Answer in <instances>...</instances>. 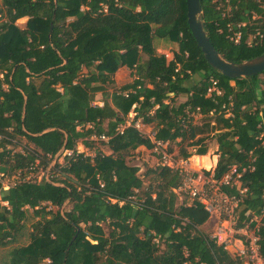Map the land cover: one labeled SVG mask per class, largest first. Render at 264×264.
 <instances>
[{
    "label": "trees",
    "instance_id": "obj_1",
    "mask_svg": "<svg viewBox=\"0 0 264 264\" xmlns=\"http://www.w3.org/2000/svg\"><path fill=\"white\" fill-rule=\"evenodd\" d=\"M230 4L227 18L214 0H200L215 50L234 63L263 55L264 0ZM227 23L245 24L238 44L228 39ZM256 31L261 38L247 45ZM154 40L175 43L177 50L167 60L156 53ZM123 67L134 79L108 92ZM209 88L219 94L208 96ZM99 93L102 106L93 104ZM133 107L134 119L141 118L144 128L152 125L156 140L180 146L179 157L215 166L216 180L232 169L239 175L242 194L222 188L241 198L236 228L260 217L264 72L229 79L213 70L188 28L185 0H0V168L6 169L0 202L7 203H0V247L15 242L28 209L37 219L30 242L13 248L8 264H241L200 230L210 215L175 192L177 173L160 164L148 168L143 189L139 168L127 159L153 146L132 126L116 131ZM187 113L199 114V122ZM92 134L109 137L100 144L110 155L76 153L58 162L60 152H75L79 141L92 149ZM196 137L193 152L185 149ZM20 140L25 146L16 151ZM209 142L217 158L206 155ZM52 161L48 180L2 189L5 176L45 170ZM257 236L264 264V218Z\"/></svg>",
    "mask_w": 264,
    "mask_h": 264
},
{
    "label": "built area",
    "instance_id": "obj_2",
    "mask_svg": "<svg viewBox=\"0 0 264 264\" xmlns=\"http://www.w3.org/2000/svg\"><path fill=\"white\" fill-rule=\"evenodd\" d=\"M214 2L218 4V9L221 11L222 17L231 18V0H214ZM103 8L106 10L105 6ZM243 27H245L244 23H227L226 28L228 39L232 43L238 44L241 41V28ZM256 37L261 38V35L257 31L255 34L248 35L246 40L247 45H251ZM213 91L219 94V91L215 90V88H209L207 95L209 96ZM122 95L126 96L127 94L126 92H123ZM133 109L134 107L128 114L129 117L126 118L125 123L121 124L117 128V133L122 134L125 128L132 126L142 135L146 136L153 146L152 153L158 158L159 164L177 173L181 178V186L175 190V192L187 195L193 200H196V202L204 207L210 216L217 215L218 218L222 219L221 225H224L219 229V241H217L215 238L213 239L218 244H222L225 250L232 251L233 254L240 258L241 264H263V260L259 254L257 228L260 220L264 218V208L260 217H254L250 219V221L244 227L236 228L241 198L234 195H228L222 189L225 186L235 187L236 190L239 191V194H242L245 190H240V183L238 181L239 175H236L235 177L233 169L224 175L220 180L213 178V171L208 176L199 174L190 167L187 161L188 159L178 157L177 152L175 150H171V146L168 141L163 142L156 140L155 132L146 133L142 125V119H134L135 116L133 114L135 112ZM188 115H190L192 118L194 116H200L196 113ZM89 139L95 143H107L109 137L105 135L99 136L92 134ZM64 153V155L68 158L73 157L76 155V153L83 154L77 152V150L75 152L73 150H66ZM30 170H32V168ZM24 174L25 173L22 174V172L19 171L14 174L13 178L11 179H9L10 177L5 176V178H3L4 180H2L5 181L6 184L1 181L2 189L6 190L17 183L31 181L28 177H22ZM46 180H48V178ZM0 203L2 206L7 207L6 202L1 201ZM221 236L224 238H221Z\"/></svg>",
    "mask_w": 264,
    "mask_h": 264
},
{
    "label": "rangeland",
    "instance_id": "obj_3",
    "mask_svg": "<svg viewBox=\"0 0 264 264\" xmlns=\"http://www.w3.org/2000/svg\"><path fill=\"white\" fill-rule=\"evenodd\" d=\"M26 19L17 21L16 24L19 27H23V25L25 24ZM154 47L156 49V53L160 54V55H164L166 57L167 60H169L171 58V55L174 51L177 50V45L175 43H170V42H164L162 40H154ZM142 59H145V56L142 55ZM84 73H86V70H83ZM133 80V77L130 76V71L129 69H127L126 67H123L119 72H117L114 76V87L110 88L107 87L106 90L108 92H112L115 89H118L126 84H129L131 81ZM192 83V82H191ZM102 96L101 94H97L95 99H94V103L97 105L102 104ZM181 99L178 98L177 102H180ZM135 116V113L133 114ZM129 117V115L127 116ZM200 120V116H194L193 117V122L197 123ZM144 131L147 133H151L154 132L152 125H147L144 128ZM204 140L207 139V137H203ZM198 139V137H196L194 140L190 141L189 143L184 144V148L187 149L188 151H192L194 150V148L196 147H192L190 146V144L196 142V140ZM208 140V139H207ZM19 145L15 148L16 151H20L22 149V147L25 146V141L24 140H20L19 141ZM176 142H179L178 140H176ZM171 150H175L178 154V150H179V145H177L176 143H171ZM208 152L206 155H208L211 159L215 156L217 158V156L214 154L216 151V145L214 142H209L208 143ZM11 148V147H10ZM76 150L79 153H83L85 156H93L97 151L101 152L104 155H110L111 152L110 150L107 148L106 145H102L100 143H96L93 145L92 149H88L83 147L82 143L79 141L76 143ZM153 150L152 149H142L140 152V155L137 156L136 158H128L127 162L130 165L133 166H137L139 168V175L141 176L142 180H143V189H145L147 187V185L150 182V177L145 176V172L148 168H154L157 166V164L159 165V160L156 159L155 155L152 153ZM64 151L60 152V158L58 160V162L60 164H62L65 159V155H64ZM179 157V155H178ZM194 156H191L190 158H188V163L190 165L191 168H193L196 172H198L199 174H204V172H211L213 171L214 167L211 169H207L205 167H200L199 165H197V163L195 162V160H193ZM57 159V158H56ZM216 165V164H215ZM54 166V161H52L48 167L45 170H42V168H38L37 170H31L27 173H25L22 177H28L30 178V180L32 181H39L41 178H49V174H50V168ZM6 171L5 168H0V174H3ZM205 176H208L206 174H204ZM69 176V175H68ZM1 178V175H0ZM13 178L10 177L9 179ZM66 175H61V179H65ZM69 178H72V176H69ZM4 180V179H3ZM2 182L4 184L5 181ZM75 180V179H73ZM3 184V186H4ZM6 189V188H5ZM64 208H69V206L66 204L64 205ZM62 210V209H61ZM32 211L28 209L27 212V216H26V220L24 222V227L21 230V232L18 234V236L16 237L15 242H12L10 244H8L5 247H0V264H8V260H9V252L13 249V248H19V247H24L26 245H28V243L30 242V232L32 230V223L35 222L37 219L32 217ZM221 218H218L217 215H212L210 216L208 222L203 225L200 230L202 232H204L205 234L210 235L212 238H215L217 241H219V229L223 227V225H221ZM106 231V229H105ZM221 238H224L223 236H221ZM233 241V240H232ZM232 253V251H229Z\"/></svg>",
    "mask_w": 264,
    "mask_h": 264
},
{
    "label": "water",
    "instance_id": "obj_4",
    "mask_svg": "<svg viewBox=\"0 0 264 264\" xmlns=\"http://www.w3.org/2000/svg\"><path fill=\"white\" fill-rule=\"evenodd\" d=\"M185 3L190 33L204 60L213 70L229 79L248 78L264 72V54L241 63L228 61L219 55L205 31L200 0H185Z\"/></svg>",
    "mask_w": 264,
    "mask_h": 264
},
{
    "label": "crops",
    "instance_id": "obj_5",
    "mask_svg": "<svg viewBox=\"0 0 264 264\" xmlns=\"http://www.w3.org/2000/svg\"><path fill=\"white\" fill-rule=\"evenodd\" d=\"M24 19H26V18H24ZM26 21H27V19H26ZM26 23V22H25ZM94 105H97V104H95V103H93ZM98 106H102V104H100V105H98ZM83 145V144H82ZM84 147V146H83ZM216 163H217V161H216ZM208 222V221H207Z\"/></svg>",
    "mask_w": 264,
    "mask_h": 264
}]
</instances>
